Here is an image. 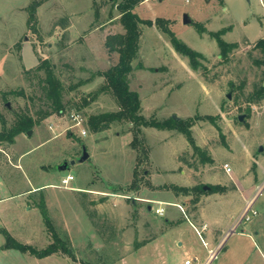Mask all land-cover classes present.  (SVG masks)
Returning <instances> with one entry per match:
<instances>
[{"label":"rangeland","instance_id":"rangeland-1","mask_svg":"<svg viewBox=\"0 0 264 264\" xmlns=\"http://www.w3.org/2000/svg\"><path fill=\"white\" fill-rule=\"evenodd\" d=\"M34 1L42 2L37 21L29 24ZM136 12L142 19L163 18L179 39L206 57V71H195L164 30L142 25L135 65L141 61L143 68L135 67L129 75L142 114L160 122L174 115L176 121L193 119L196 143L210 150L214 162L203 164L178 130L144 127L149 159L139 167V183L133 187L138 151L131 145L129 124H115L102 133L87 128L84 136L69 128L72 112L87 119L118 108L113 95L100 90L104 78L95 75L119 59L105 45L108 35L124 32L116 3L0 0V131L2 115L10 125L15 111L29 109L36 115L46 107L40 81L45 71L36 70L44 59L63 80L67 105L31 135L22 133L14 144H0V264H185L187 259L201 264L207 248L200 232L205 227L197 216L206 197L202 194L194 202L196 195L178 196L167 186L218 185L216 192L208 193L205 217L208 222L225 220V229L243 198L264 183V96L249 101L254 88L264 83V53L255 48L264 38V0H143ZM185 14L191 23L184 22ZM217 31H223L226 42L239 45L226 61L210 35ZM94 94V101L77 110L82 96L90 99ZM248 109L240 122L238 116ZM83 147L89 158L62 170L65 162L82 156ZM69 174L75 177L69 188L60 186ZM42 203L70 253L40 257L3 249V230L39 250L54 241ZM159 207L165 208L164 215L156 213ZM254 208L258 215L240 227L252 240L231 235L229 252L211 264H264V191Z\"/></svg>","mask_w":264,"mask_h":264},{"label":"trees","instance_id":"trees-1","mask_svg":"<svg viewBox=\"0 0 264 264\" xmlns=\"http://www.w3.org/2000/svg\"><path fill=\"white\" fill-rule=\"evenodd\" d=\"M143 0H113L116 3L120 12V22L123 25L124 32L108 35L105 45L110 52H117L119 59L117 64L110 67L106 71L98 72L95 75L101 76L105 80V84L100 88L101 91L110 92L118 104V108L112 111H104L91 114L86 119V127L90 133H102L110 130L115 124H129L130 132L133 135L131 145L138 151V162L135 166L134 175L137 176L134 180L133 187L139 183L138 173L139 167L149 159V147L145 143L143 137L144 127H155L159 129L174 128L183 133L193 150L194 156H198L203 164H210L214 162L211 152L208 148L201 147L196 143L192 134L191 127L194 124L193 119L176 121L173 118L160 122L156 119H149L142 114V101L137 91L131 89L129 75L136 68H143V63L139 61L142 38V25L157 26L164 30L170 37L174 49L185 56L189 60L191 68L195 71L204 69L206 66L204 61L206 57L184 41L179 39L176 34L169 28L168 22L163 18L156 20L142 19L136 12V8ZM42 1H34L29 7V24L37 21V7ZM200 33H204L199 26L197 27ZM223 31L211 32V37L215 38L220 48V56L226 61L230 58L231 53L238 48L236 42H226L222 37ZM255 48L260 49L264 53V38L259 39ZM37 71L44 70L45 76L40 79L42 84L43 97L45 99L46 107H40L33 115L31 111H15V120L8 125V120L5 116H1L2 130L0 131V144L8 143L12 145L15 143L16 137L22 133H27L39 126L44 120L53 114H62L66 110V103L64 102L65 85L60 76L56 73L53 64L48 59H44L36 68ZM234 87V84H232ZM242 89V87H241ZM9 94H15L14 91H8ZM7 93H4L7 97ZM19 94H24L22 90ZM97 94H94L90 99L82 96L81 103L75 104L77 110L87 107L92 101L96 99ZM264 96V83L256 86L251 94V100H260ZM186 162V161H185ZM208 190L204 189V183H198L194 186H179L169 185L167 188L172 190L178 196H192L197 197L193 200L198 201L200 195L204 193L216 192L220 187L218 185L208 184ZM42 215L49 227L54 241L45 249L39 250L32 245L24 244L15 237H13L7 230H3L6 237V242L3 249H17L22 252H30L40 257L49 256L55 253L62 252L70 253V246L66 240H63L56 230L53 228L52 222L49 218L47 208L44 203L41 205Z\"/></svg>","mask_w":264,"mask_h":264},{"label":"built area","instance_id":"built-area-1","mask_svg":"<svg viewBox=\"0 0 264 264\" xmlns=\"http://www.w3.org/2000/svg\"><path fill=\"white\" fill-rule=\"evenodd\" d=\"M69 120L71 121V125L69 127L70 129H76V131L81 136L88 134V130L86 127V118L80 112L78 111L72 112L69 115ZM50 128L51 129L54 128L53 124L50 125ZM224 166L227 172H231V167L228 164H225ZM74 179L75 177L72 174H69L62 179V184L60 186L64 188H69L70 182L73 181ZM263 191H264V183L258 186L255 194L246 202L245 206L236 216L230 229L227 231L224 238L220 242H218L216 245L212 247H209L208 242L203 239V244L206 246L208 251V256L204 264H211L214 260H216L219 257V255L225 249L227 239L231 235L237 233H244L243 230H240V227L245 223H247L248 221H251L254 216L258 215V211L254 208V205L255 202L258 200V198L262 195ZM161 203L162 202H160V204ZM177 206H179L183 210L181 205H177ZM156 213L159 215H164L165 208L164 207L157 208ZM195 260H197V258ZM192 263L193 261L190 259H187L185 261V264H192Z\"/></svg>","mask_w":264,"mask_h":264},{"label":"crops","instance_id":"crops-1","mask_svg":"<svg viewBox=\"0 0 264 264\" xmlns=\"http://www.w3.org/2000/svg\"><path fill=\"white\" fill-rule=\"evenodd\" d=\"M143 2V1H142ZM78 189V188H77ZM203 196L206 197L205 199V204L201 207L202 209H200L198 213V216H197V220L199 219V222H201L203 224V227H205L204 229H201L200 232L202 231L203 232V235H204V240L208 242L209 244V247H212L214 245H216L218 242H220L225 234L227 233V231L230 229L231 225L233 224V221L234 219L236 218V216L239 214V212L242 210V208L245 206L246 202L253 196L251 195L249 198H247L246 196L243 198V201L240 203V205L236 208V210L234 211V214L231 215V219H230V222L229 224H227V226L225 227V229H223L222 227V224H223V221L225 220H221V219H215L214 221L212 222H208L207 218L205 217V205L207 204V202L209 201L208 199V193H204ZM247 199V200H246ZM203 201V197L199 199V203H202ZM182 205L184 206V208H186L187 206V202L186 201H182ZM185 216H187V214H185ZM225 223V222H224ZM244 233H239L241 234V236H247L248 238H250L252 240V235L251 233L249 232H246L245 229L243 230ZM260 234V230L258 231H255V235H259ZM228 240L227 239V242H226V245H225V249L223 250L222 253L226 254L229 252V247H228ZM243 250V249H242ZM207 256H208V251H207V255L205 256V259L204 261L201 263V264H204L206 259H207ZM218 259V258H217ZM230 261V264L233 263L232 260H229ZM232 261V262H231ZM244 262H241L238 263H235V264H243Z\"/></svg>","mask_w":264,"mask_h":264},{"label":"water","instance_id":"water-1","mask_svg":"<svg viewBox=\"0 0 264 264\" xmlns=\"http://www.w3.org/2000/svg\"><path fill=\"white\" fill-rule=\"evenodd\" d=\"M184 22H185V23H191V22H192V20H191V18L189 17V15L185 14V16H184ZM231 94H232V93L229 92L228 95H227V97H228L229 99H231V96H232ZM6 105H7V107H9V108L11 109V105H10L9 102L6 103ZM249 111H250V109H248L246 113H244V114H240V115L238 116L240 122H244V121H245V117H246V115H247V113H248ZM173 118H174L175 120H178V117H177L176 115H174ZM32 133H33V131L30 130V131L28 132V135H31ZM262 149H263V148L261 147V150H262ZM88 158H89V153H88L87 149H86L85 147H83V154H82V156H81L79 159H77V160H76V159H73V160H70V161L65 162L64 165H62L61 169H62V170H66V169H68L70 166L75 165L77 162H84V161H86ZM209 188H210V187H209L208 185H205V186H204V189H205V190H208ZM149 209H150V210L152 209L151 206H149Z\"/></svg>","mask_w":264,"mask_h":264}]
</instances>
